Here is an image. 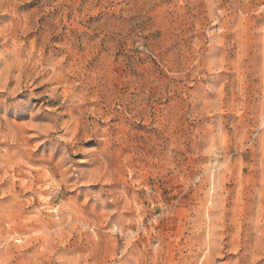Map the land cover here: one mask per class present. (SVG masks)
<instances>
[{
    "label": "rangeland",
    "instance_id": "1",
    "mask_svg": "<svg viewBox=\"0 0 264 264\" xmlns=\"http://www.w3.org/2000/svg\"><path fill=\"white\" fill-rule=\"evenodd\" d=\"M264 0H0V264H264Z\"/></svg>",
    "mask_w": 264,
    "mask_h": 264
},
{
    "label": "clouds",
    "instance_id": "2",
    "mask_svg": "<svg viewBox=\"0 0 264 264\" xmlns=\"http://www.w3.org/2000/svg\"><path fill=\"white\" fill-rule=\"evenodd\" d=\"M258 31L262 34V36H264V27H261L260 29H258Z\"/></svg>",
    "mask_w": 264,
    "mask_h": 264
}]
</instances>
